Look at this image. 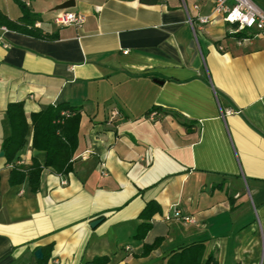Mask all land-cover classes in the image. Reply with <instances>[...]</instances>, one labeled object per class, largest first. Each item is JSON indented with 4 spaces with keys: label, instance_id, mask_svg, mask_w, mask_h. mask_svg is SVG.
<instances>
[{
    "label": "crops",
    "instance_id": "1",
    "mask_svg": "<svg viewBox=\"0 0 264 264\" xmlns=\"http://www.w3.org/2000/svg\"><path fill=\"white\" fill-rule=\"evenodd\" d=\"M20 1L59 39L0 28V264H35L38 249L48 264H169L198 244L202 262L264 264V39L240 41L222 19L201 28L215 0ZM0 10L23 16L16 0ZM63 11L85 23L58 27ZM12 103L28 117L81 112L73 171L45 167L37 193L10 185ZM33 159L45 166L47 153L30 124L13 163L28 171Z\"/></svg>",
    "mask_w": 264,
    "mask_h": 264
},
{
    "label": "trees",
    "instance_id": "2",
    "mask_svg": "<svg viewBox=\"0 0 264 264\" xmlns=\"http://www.w3.org/2000/svg\"><path fill=\"white\" fill-rule=\"evenodd\" d=\"M143 3L154 4L158 0H140ZM21 7L23 16L19 20H12L0 10V28L23 35H28L44 41H57L59 35H46L36 28L39 18L32 14L29 6L16 0ZM163 111L154 108L150 111ZM64 112L71 113L70 117L63 116ZM7 117L10 126V135L4 140L2 151L11 166L10 185L16 186L29 182L31 191L37 193L41 186V176L45 167L53 168L60 174H68L73 171L72 160L79 145V132L81 124V112L78 108L68 104L49 106L47 109L27 116L23 103H12L8 106ZM33 129V148L47 153L45 166L33 159V165L28 171H23L14 165V160L19 151L24 147L30 130ZM149 207V206H148ZM145 209V211L148 209ZM151 225L145 224L140 227L137 238H145L150 231ZM149 250V248H148ZM204 247L202 244L185 248L180 254H175L169 264H215L214 258L202 262ZM35 259V264H48L49 254H45L41 260ZM107 258L95 260L92 264H106Z\"/></svg>",
    "mask_w": 264,
    "mask_h": 264
},
{
    "label": "built area",
    "instance_id": "3",
    "mask_svg": "<svg viewBox=\"0 0 264 264\" xmlns=\"http://www.w3.org/2000/svg\"><path fill=\"white\" fill-rule=\"evenodd\" d=\"M216 19H222L227 24L234 26L231 34H243L240 41H248L253 38L264 39V12L252 0H215L213 14L211 16L200 17L198 23L204 27ZM86 17L81 13L63 11L57 14L55 24L60 28L80 27L85 23ZM193 30L195 24L191 21ZM128 54V52H125ZM231 114L230 111L227 112ZM71 113L64 112L63 116L70 117ZM174 217L193 223L192 218L182 216L178 209L174 211ZM167 221L172 220L171 216L166 217Z\"/></svg>",
    "mask_w": 264,
    "mask_h": 264
},
{
    "label": "water",
    "instance_id": "4",
    "mask_svg": "<svg viewBox=\"0 0 264 264\" xmlns=\"http://www.w3.org/2000/svg\"><path fill=\"white\" fill-rule=\"evenodd\" d=\"M71 6H74V2L71 1V2H67L66 4H64V6H62V9H67V8H70ZM4 155V153H2V156ZM101 222V220H98L96 222H94L92 224V227H95L96 225H98L99 223ZM35 257L36 259L38 260H41L43 259L44 255H43V251L42 249H38L36 252H35Z\"/></svg>",
    "mask_w": 264,
    "mask_h": 264
}]
</instances>
